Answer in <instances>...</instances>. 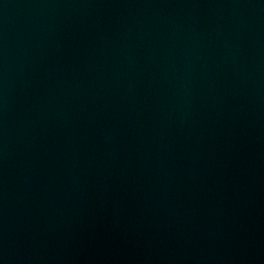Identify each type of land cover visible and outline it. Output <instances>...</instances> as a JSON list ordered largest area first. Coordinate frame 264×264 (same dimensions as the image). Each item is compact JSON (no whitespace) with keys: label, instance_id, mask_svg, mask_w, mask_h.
I'll return each instance as SVG.
<instances>
[{"label":"water","instance_id":"water-1","mask_svg":"<svg viewBox=\"0 0 264 264\" xmlns=\"http://www.w3.org/2000/svg\"><path fill=\"white\" fill-rule=\"evenodd\" d=\"M0 264H264V0H0Z\"/></svg>","mask_w":264,"mask_h":264}]
</instances>
